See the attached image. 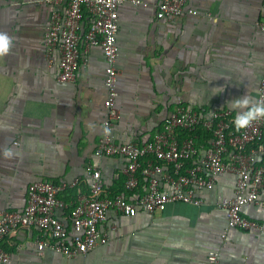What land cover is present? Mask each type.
<instances>
[{
    "label": "crops",
    "instance_id": "0c3cea01",
    "mask_svg": "<svg viewBox=\"0 0 264 264\" xmlns=\"http://www.w3.org/2000/svg\"><path fill=\"white\" fill-rule=\"evenodd\" d=\"M47 1L0 0V33L14 40L0 57L1 210L21 211L29 184L37 180H79L63 195L75 203L88 192V165L101 172L107 196L126 193L125 161L95 156L106 117L102 49L82 44L76 81L61 83L58 54L50 63L45 57L44 34L54 8ZM138 1L135 6L127 0L118 12L120 118L110 132L116 144L153 140L177 106L207 114L228 110V101L247 92L257 96L264 71V32L258 28L264 0H187L196 14L173 19L156 18L160 0ZM198 136L208 147L209 139ZM235 184V175H220L211 191L201 192L199 207L176 203L163 212L136 209L129 216L109 210L100 226L106 244L73 259L49 251L39 256L38 230L18 229L0 246L12 254V264H264V206L242 209L263 227L249 232L228 230L224 211L216 207L233 197ZM145 190L140 180L133 195ZM56 216L73 235L67 214Z\"/></svg>",
    "mask_w": 264,
    "mask_h": 264
},
{
    "label": "built area",
    "instance_id": "2783aa9c",
    "mask_svg": "<svg viewBox=\"0 0 264 264\" xmlns=\"http://www.w3.org/2000/svg\"><path fill=\"white\" fill-rule=\"evenodd\" d=\"M126 1L48 0L54 8L44 34L48 62L54 52L59 56L58 80L61 83L76 81L82 44L87 49H102L106 117L105 131L98 140L95 156L125 161L121 176L126 193L107 196L101 172L92 165L86 167L88 192L80 193L75 203L65 202L63 195L76 189L79 180H37L29 184L21 211L0 209V243L18 229L38 230L42 233L36 241L39 256L49 251L73 259L106 244L107 237L100 226L106 221L109 210L129 216L136 209L148 214L163 212L168 205L176 203L199 207L204 204L201 192L211 191L222 174L236 176L233 197L216 203L225 213L227 229L262 231V225L246 218L242 209L251 205L264 206V120L237 131L228 110L215 109L204 114L177 106L153 140L142 144L113 141L110 132L120 118L116 107L120 74L116 68L118 12ZM131 3L141 4L138 0H131ZM195 14V10L187 6V0H160L156 6L157 19ZM85 15V32L81 33ZM258 28L264 32V23H259ZM257 97H264V71ZM199 132L209 139L208 147L198 142ZM140 180L145 181L146 190L134 196ZM56 211L67 214L73 235L56 216ZM216 259L217 254H212L210 260ZM12 260V254L0 246V264H12Z\"/></svg>",
    "mask_w": 264,
    "mask_h": 264
},
{
    "label": "clouds",
    "instance_id": "9594fccd",
    "mask_svg": "<svg viewBox=\"0 0 264 264\" xmlns=\"http://www.w3.org/2000/svg\"><path fill=\"white\" fill-rule=\"evenodd\" d=\"M14 45V40L7 33H0V57L9 54ZM223 88L215 94H219ZM226 107L234 114L231 121L235 130L239 131L247 128L252 123L264 120V97L258 98L247 92L227 102ZM10 150H5V155H9Z\"/></svg>",
    "mask_w": 264,
    "mask_h": 264
},
{
    "label": "trees",
    "instance_id": "16d2710c",
    "mask_svg": "<svg viewBox=\"0 0 264 264\" xmlns=\"http://www.w3.org/2000/svg\"><path fill=\"white\" fill-rule=\"evenodd\" d=\"M200 134H203L202 132H199Z\"/></svg>",
    "mask_w": 264,
    "mask_h": 264
}]
</instances>
